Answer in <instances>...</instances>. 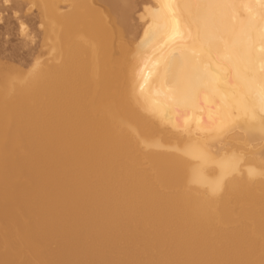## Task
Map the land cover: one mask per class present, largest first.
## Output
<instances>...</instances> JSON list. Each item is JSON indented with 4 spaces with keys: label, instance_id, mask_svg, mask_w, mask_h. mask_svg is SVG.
<instances>
[{
    "label": "bare ground",
    "instance_id": "1",
    "mask_svg": "<svg viewBox=\"0 0 264 264\" xmlns=\"http://www.w3.org/2000/svg\"><path fill=\"white\" fill-rule=\"evenodd\" d=\"M87 1L90 4H95V5H100V6L105 7L107 9V14L109 16L113 17V20L112 21H105V20H107V17H108V16H106L104 21H102L101 19H100V21H97V20L96 21H92V20L91 21H87V20L86 21H84V20L74 21V20H72L73 18L72 19L70 18L72 21H69L70 19L69 20H67V19L73 15L71 13L72 15L68 16V18L66 19L67 21L64 20L65 23H63V25L62 24L59 25V26L63 27V33L65 31L64 36L61 35V36H63L61 38L62 39L64 38V40L74 41V39L76 38L75 36H77L78 34L84 35V37H82V39H79L80 40L79 43H81V44L77 43V44H79V46L77 45V48L75 50L69 49V47H71V46H69L68 52L70 50H73L71 53V56H73V57H74V55L78 56V55H82L83 53H85L88 55V57H90V58L92 57V59H93L92 61H94L95 57L101 56L102 58L100 60H101V63L103 65V70L96 72L98 69L96 67L97 69L95 68L96 71L94 72V75L91 74L92 78L88 76V73L89 74L93 73L92 68L85 66L84 69L83 68L81 69V72H79V73L76 72V73H78V74H76L78 76H79V74L85 75L84 76L85 80L83 79L84 81L82 80V78L80 79L83 82V87L81 89L78 87L80 90L78 89V91H77V89L75 88V85L73 87V85L71 84V81H72V79H71V81L69 82L71 85H69V87L75 88L76 90H74V91H77V92H74L72 90H71V92H69L70 89H68L70 96L66 95L67 100L64 103H62L64 100L60 99V96L62 95V93H61V95H58V94H60V92L62 91V88L65 89L64 86L68 84L69 80L65 81L67 83L62 82L64 84V86L61 83L59 84V82H61V80L63 79V76L60 77L62 79H60V81H59V78L57 77V75H58V73H57L56 77H57V81H59V82H57L56 79H55V81L57 84L60 85L59 90L61 89V91H59V92H58V86L59 85L55 84L54 79H53V81L51 80L52 83L57 85V87L55 85H53L55 87V92H56V88H57V95L55 93V98H57L56 96H59V98H57L56 100H58V99H59V101L63 100L61 102L62 104L59 103L61 105L54 108L55 109V114H54L55 116L54 117L58 118V120H57L58 122H56L57 123L56 129L54 127L55 124L53 125V127L55 129V135H54L53 139H55L57 141V142L55 141V143L59 142L60 146L62 145L61 144V142H62L65 146L64 148H70V149L82 148L83 150L82 149L81 150L84 151L85 155H87L88 160H90L91 162L102 163L101 169H104V171L100 170V171H102V173L99 172V173H101L100 176H96V177H100L101 182H103L102 188L99 192L100 196H101L99 198V200L101 199V202H103V201L107 202V203H105V205H102V203H101L100 205H102V207L99 205L103 209V210L102 209L101 210L103 211L102 214H103V219L105 220V223L108 221L110 222L111 220L115 221L117 219H119L118 221H120L121 218H123V221H125L126 219L131 220L133 218H137V220L140 222V224L142 222L143 225H146V226L149 225L151 227L150 229H153L152 232L148 231V232H150V235H152V237L150 236L151 238H149V239L146 237V239H148V241H145V242L148 243V246L149 245L151 246V247L149 246L151 248V250L153 249V247H155V248H159L161 251V247L163 245H165V244L171 245L170 251H168L169 254H167V256H168L167 262L165 260L166 264H217V263L230 264L228 261L231 259L230 258L231 254L229 255L228 259H226L227 257H221V255L219 253L220 251L218 252V249L215 247V243H213L214 240H212L211 235H212V233L215 232L214 229H216L215 228L216 225H214L215 224L214 220H217V218L215 219V216L219 215L218 221L220 220V221H222V223L224 222V223L230 224V222H233V217H234L235 213H237L238 215H235V216H238L239 220L242 219V221L241 222L239 221L240 223H238V224L235 222L236 223V224L234 223L235 227L233 224V226L231 228H229V229L226 228L225 230L221 231V232H224V235L223 234L222 235L230 241L229 246H228V243L225 241V246L227 245L229 248H231V251L234 252V256H236L235 259H231V260H233L232 264H252L254 262H257L258 258L259 259H261L260 257L263 258L264 254H262V253H264L263 252L264 249L262 250V248L264 247V170H263L264 167H262V166H264V162H263V160L261 161L260 157L257 154L260 150H262L263 152L262 151L261 152L263 153V156H264V0H153V2H152L153 5H152V7L150 6L151 7L150 9L148 7V10H147L144 8L145 6L143 7V10L144 9H145V11L147 10L148 21L143 23L141 28L136 30L132 34L133 35L132 37L130 35L131 29H132L131 21H133V20H131V17H132V13L135 9L137 0H90V1L89 0H28L27 3H31L32 5L31 4L30 5L32 7L28 8L27 11H29V9H31V11H30V13H31L32 8H33V11H35L36 9L38 10V8L42 6L43 7L42 11L44 10L43 14L45 13L48 15V16L45 15L46 16L45 18H47V19L52 18V21L54 20L53 18H57L58 20L59 19L61 20L67 16V15L64 16L63 14H58V11L61 7H63V4L69 5L71 2V4L76 5V2L77 3L79 2L81 5H83V7L82 6L81 7L85 8L84 6H86L88 4ZM0 2H2V0H0ZM68 2H69V4H68ZM8 4H10V3H8ZM8 4L4 5V8L6 10H8ZM77 6L80 7V5H77ZM28 7H29V5H28ZM88 8H90V7H88ZM69 9H70V7H69ZM85 9H87V8H85ZM94 9H96V8H94ZM13 11H14V9H13ZM79 11H82V10H79ZM83 11H85V10L83 9ZM88 11H89V9H88ZM70 12H72V11H70ZM14 13H16V12L14 11ZM89 13H87V14H89ZM18 14H19V12H18ZM144 15H146V14H144ZM16 16H19V15H17V13H16ZM77 16H78V13H77ZM83 16L84 15L82 12V17L81 16H79V17L82 19ZM100 16H101V14H100ZM33 17H35V16H33ZM79 17H78V19L80 20ZM86 17H90V16H86ZM47 19H46V21H47ZM75 19H77V18H75ZM61 22H62V20H61ZM80 25H85L84 30H82V28L81 29L79 28ZM59 26H58V28H59ZM40 27H42V25ZM55 27H57V25ZM139 27H140V25H139ZM58 28H55V29H58ZM52 29H51V31H52ZM58 30H59V32L62 31V30L60 31V28ZM30 32H28V33H30ZM28 33L26 32L24 34L28 35ZM55 33L58 36V31L55 30ZM116 33L119 35H117ZM61 34H62V32H61ZM56 35H54V36H56ZM85 37L88 39V41H86ZM130 37L133 40L138 41L137 46L135 45L136 47H134V49H133L135 51V55H137V56H135L132 60H129L125 64H123L121 62L119 65L118 63H116L117 61L115 62L113 60L114 59L113 58L114 57L113 56L114 55V53H113L114 49L113 48L115 46V43L117 44V42H118L117 39L121 40L122 38L124 39V38H130ZM42 38H43V35H42ZM48 38H49V36H48ZM59 38H60V36H59ZM78 38H79V35H78ZM80 38H81V36H80ZM41 40L43 41V39H41ZM44 41H43V44H44ZM66 43L68 44V42H66ZM50 44H51V42H50ZM59 44L57 46H59ZM71 45H73V44L71 43ZM118 45L120 46V44H118ZM51 46H53V45L51 44ZM65 46L66 45L64 44V48L62 47V49L67 50V47H65ZM52 48H54V47H52ZM115 49L118 50V48H116V47H115ZM66 50L65 51L61 50V51L66 52ZM52 52H51V54H52ZM57 52H60V49H59V51L57 50ZM64 52H62V53L64 54ZM116 52H118V51H116ZM38 54H40V52ZM133 54L134 53H132L131 55H133ZM43 55H45V54H43ZM58 55H60V54L58 53ZM49 56H51V55H49ZM40 57H41V54H40ZM43 57H46V56H43ZM37 59H38V57H37ZM64 59L66 60V57ZM64 59L61 58V60H64ZM83 59H85V58H83ZM38 60H40V59H38ZM65 60H64V62H65ZM74 61H76V60L73 59V64H74ZM52 62H54V65L56 64L55 61H52ZM71 62H72V60H71ZM14 63H15V61H14ZM77 63H75V65ZM84 63L85 62H83L82 65ZM67 64H66V66L68 67L69 65H67ZM60 65L61 64H59V66ZM71 65L66 69L64 68V70H67L69 72L68 69H70V71H71L73 69V66H72V69L70 68ZM78 65H80V64H78ZM99 66H100V64H99ZM83 67H84V65H83ZM62 68H63V64H62ZM100 68L101 67H99V69ZM1 69L2 68H0V70ZM64 70H63V73H66L67 71L64 72ZM74 70H75V68H74ZM48 71H49V69H48ZM63 73H61V74H63ZM25 74H26V72H25ZM44 74H45V72H44ZM67 74L69 75V78H74L76 76V75L75 76L73 75L74 77H70L71 72H70V74L69 73H67ZM67 74H66V76H67ZM39 75H42V74H39ZM26 76H27V74H26ZM93 76L94 77L98 76V79L93 78ZM36 77H37V75H36ZM43 78L41 80H43ZM69 78L66 77L65 80H67ZM3 79H5V78L3 77ZM3 79H2V77H0V82L2 84V87L4 85L3 83L7 82V80H5L2 83L1 80H3ZM75 79H76V81L73 80V81H75V83H73V84L77 83V86H78L80 81L79 82L77 81L78 77ZM39 80H40V78H39ZM48 80H46V81H48ZM48 82H49V84H52L50 82V80ZM38 83H39L38 84L39 87H41L40 85H42V88L45 86L47 87V89L44 88L43 91H45V92L48 91L47 93H45V92L44 93L49 97L50 95H48V94H50L49 93L50 90L48 88L51 89L52 85L51 86L47 85L48 83L46 82L45 86H43L44 81L42 84L39 81H38ZM6 84H5V87H6ZM23 84H21L22 87H23ZM9 85H10V83H9ZM33 85L37 86V82H36V84H34V81H33ZM7 86H8V84H7ZM22 87H21V89H19L17 87L14 89V87H12L11 91L14 90L15 93L21 95V92L22 93L25 92V90L22 91V89H23ZM27 87H28L27 90H29L30 87L29 86H27ZM37 88L38 87H35V91ZM91 88L94 89L96 92V97H97L96 99L98 100L97 105H99V106L97 108L96 107L93 108L92 106H85L83 104L84 106H82V108L79 107L80 99H84V97L94 93V91L91 90ZM38 90L41 91L39 88H38ZM51 90H53V92H54V88ZM30 91H31V89H30ZM64 93H67V92L65 91ZM34 94H35V92H34ZM41 94L44 95L43 93H40V92H39V94L37 93V95H41ZM13 95H15V94H13ZM19 95H16V96H19ZM27 95H28V93H27ZM29 95H31V94H29ZM51 96H54V93H51ZM63 97H64V95H63ZM21 98H22V96H21ZM42 98H44V97H42ZM18 99H17V101L21 100V99H19V100ZM51 99L50 100L52 101V103H54V97H51ZM17 101H16V103H17ZM42 102H44V100ZM82 102L83 101H81V103ZM7 103H9V102H7ZM13 103L14 104H10V105H8L6 103H5L6 105L5 104L3 105V103H2V106L0 105V114H1L0 116H2L3 113L5 116V120H4V116L0 117L1 120L3 118V123L6 121V117L8 118L9 115L12 116L11 113L13 111L15 113L19 112V111L16 112L15 110L20 108V107L19 108H16V107L20 106L17 104L21 103V101L16 104L17 106H15V102H13ZM47 103H49V102H47ZM86 103L88 105L89 102H86ZM11 105H14L15 110L13 109V106L11 107ZM22 106H21V108H23L25 110L24 106H26V105H24L23 107ZM26 109H27V107H26ZM49 109L50 108H48V110ZM50 111H51V109H50ZM6 112H7V114L9 112V115H5ZM14 112H13V114H15ZM25 112L27 113L30 111H28V109H27V111H25ZM18 114L20 116L23 113L22 114L18 113ZM18 114H16V115H18ZM46 115H48V114H46ZM15 116L13 115L12 117L14 118ZM34 116L35 115L33 114V117ZM52 116H53V114H52ZM17 117H15V118H17ZM21 117H19V118H21ZM48 117L51 118L50 116H48ZM39 118H41V116ZM29 119L32 120L33 118L29 117ZM29 119H24V120H29ZM17 120H19V119L17 118ZM17 120H16V122H18ZM24 120L22 117V122ZM19 122H21V121H19ZM42 122H40V124ZM51 122H52V120H51ZM53 122H55V121H53ZM0 123H1V121H0ZM26 123L31 124V122H29V121L23 122V124H25V126H26ZM15 124L17 125V123H15ZM20 124L17 126L19 127ZM32 124H34V122H32ZM33 126L35 127V125H33ZM40 126H41L40 129L37 127V129H35V130L36 131L42 130V125H40ZM27 127L26 128L29 130V131H27V133L23 132V130L20 127L18 129L14 128L16 131L13 130L12 127H11V131L8 130V136L10 137L11 142H12L11 144H16V143L20 144V142H19L20 140L23 141L24 144H25V142L28 144V142L33 140V133L35 131L32 133L30 131V129L32 128L34 130V128L31 127V125H30L31 128L29 126H27ZM44 127L45 126L43 125V128ZM48 127H49V125H48ZM22 128H23V126H22ZM19 129H20V132H19ZM45 129H48V128H45ZM3 130L5 131V128H3ZM21 130H22V132H21ZM49 130H50V128H49ZM13 131H15V132H13ZM24 131H26V130H24ZM166 131H169V133H171L172 135L178 136V138H176V141L174 140L175 136H172V137L168 136V134H165ZM38 132H39V134L41 133L40 135L44 134L43 131L42 132L38 131ZM45 133H46V130H45ZM34 134H36V133H34ZM39 134H36V136L37 135L39 136ZM4 135H6V134H4ZM45 136H46V134H45ZM179 137L182 139H180ZM35 138H38V137H35ZM50 138H51V136L49 137V139ZM232 138H234L235 140L237 138L238 139L241 138L240 140L242 141V144H240V145L244 149H246V151H248V153L244 154L243 151L240 153H235V152H239L238 149L235 150V152L234 151L229 152L230 154H227L228 152H223L225 154L221 153V150H223V149L220 147V145H223L224 143H226V141L228 143V140L232 139ZM38 139L34 140L35 143H36V141H37V143L40 142L41 138L39 141H38ZM177 139L178 140L180 139V140L177 142ZM171 140H173L174 143L170 144ZM230 141H232V140H230ZM239 141H237V142L239 143ZM9 142H10V140H9ZM175 142H177L178 144H175ZM234 142L232 141V143H234ZM48 143H50V140L47 142V144ZM52 143H54V142H52ZM55 143L53 145H55ZM21 144H22V142H21ZM30 144H32V143H30ZM7 145H10V144H7ZM233 145L234 144H232V146ZM17 146L18 145L16 144V146H14V147L17 148ZM30 146L31 145H29V147ZM38 146H39V144H38ZM250 146H251V148H250ZM21 147H23V146L21 145ZM21 147H19V148H21ZM43 147H42V149L45 148V151L48 150V148H49V147H44V148ZM52 147L53 146H51V148ZM227 147L230 148L229 146H227ZM242 147H240V148H242ZM257 147H259V149ZM6 148H7V146L5 145L4 149H6ZM32 148L34 149V147H32ZM51 148H49V149H51ZM64 148H63V150H64ZM8 149H10V151H11V149H13V148L10 145V148H8ZM27 149H29V148H27ZM27 149H25V151ZM35 149H36V147H35ZM224 149H227V148H224ZM14 150H16V151H14L15 154H17L18 153L17 151H19L20 149L14 148ZM29 150H27V151L30 152ZM61 150L62 149L59 148V151H61ZM66 150H68V149H65V151ZM10 151H9V153H10ZM34 151H36V150H34ZM34 151L32 154H34ZM227 151H229V150H227ZM230 151H232L231 148H230ZM5 152H8V150H5ZM51 152H53V150ZM69 152H67L66 154H68ZM256 152H257V154H256ZM9 153H6V155ZM20 153H21V151L19 152V155H20ZM54 153H55V151L53 152V155H54ZM10 154H12V155L14 154L13 150H12V153H10ZM10 154H9V156H10ZM49 154L51 155V153H49ZM66 154H65V156H66ZM19 155H17V159L19 161L21 160L20 163H22L23 158L19 159L18 158ZM37 155H35L33 159H35V157ZM13 156H15V155H13ZM20 156L21 157L25 156L24 158H26V155H24V154H23V156H22V154ZM30 157L31 156L28 155V158H30ZM37 157H39V155ZM41 157L43 159V156H41ZM44 157H45V155H44ZM55 157H54V159L57 160L56 155H55ZM6 158L8 161V158H9L8 155L6 156ZM47 158H46L47 163L45 162V158H44V161L42 159L41 160L47 165L51 164L52 162L48 163L51 160L49 159V161H48ZM70 158H71V156H70ZM17 159L16 160L13 159L14 161L12 159H10V160L15 162V164H16V162H18ZM84 159H86V158H84ZM24 160H23V162H24ZM39 160H40V157H39ZM41 160H40V162H41ZM30 161H29V163H30ZM13 162H10V163H13ZM20 163H19V165H20ZM54 163H56V162L54 161ZM54 163H53V165H54ZM31 164H34V163H31ZM31 164H30V168H31ZM36 164L38 165L39 163H36ZM45 164H44V166H45ZM145 164H147V165H145ZM11 165H10V167L12 168L14 165L13 166H11ZM144 165L147 166L146 169H143V168H145V167H143ZM255 165H256V167H255ZM22 166H25V165H22ZM257 166H258V169H257ZM19 167L18 168L16 167V168L20 169V170H17L14 167L13 168L15 169V171H18V172L22 171L21 169L24 170L25 167H27V163H26V166L24 168H19ZM34 167H32V168H34ZM41 167H39V170L37 173H36V170L34 172H31L27 169L28 170L27 171L28 174H27L26 169H25L24 172H26L25 173L26 175L24 176L23 174H20L22 177H26V178H27V175H29L28 176V177H30L29 178L30 179L29 184L31 183V186L34 185L33 189L35 190V192L41 191V190H37V189L38 188L41 189L44 187V184H45L44 181L45 182L47 181L46 183H48L50 181L52 182V180H51L52 177H55V175H56V172L55 173L51 172V173H54L55 175L53 174L54 176L49 178L47 176L48 173L46 174V171L49 170V167H48V169L45 167L44 168L42 167L43 169L40 170ZM36 169H37V167H36ZM44 169H46V171H44ZM55 169L58 170L56 167H55ZM55 169H54V171H55ZM261 169L263 170V172ZM52 171H53V168H52ZM18 172H17V174H18ZM57 172H59V171H57ZM20 173H23V172H20ZM62 174H63V172H62ZM62 174H60V175H62ZM57 176L59 178L58 174H57ZM60 178H61V176H60ZM94 180H96V179H94ZM100 180H98V181H100ZM26 181H27V179H26ZM54 181H55V179H54ZM56 182L54 184H56ZM59 182H60V180H59ZM22 184H25V182L21 183L20 186L24 190H26V186L23 187ZM54 184H53V186H54ZM100 184H102V183H100ZM46 185L48 186V184H46ZM61 185H63V184H61ZM54 187H56V186H54ZM53 188H51L49 190V192H47L49 198H52L54 196L59 195L62 199H64V201H65V199H67V200L72 199L71 195L68 192H60V191H58V189H55V188L53 189ZM97 188H95L96 191H99V190H97ZM30 189H32V188L30 187ZM46 189L47 188H45V190ZM92 189H90V190L92 191ZM24 190H23V193H26L28 188H27L26 192ZM3 191H4V189H3ZM43 191H44V189H43ZM21 192H19V193H21ZM88 192H90V191H88ZM93 192H94V190H93ZM19 193H18V195H19ZM31 193H32V191L30 192V194ZM41 193H43V192L41 191L40 194ZM94 193H96V192H94ZM99 193L97 194V196L99 195ZM32 194H34V192ZM35 194H37L36 196L34 195L35 197H38L39 199L42 198V197L40 198V196H38L39 193H35ZM90 194H92V192ZM90 194L88 193V196ZM42 195L43 194H41V196ZM93 195H95V194H93ZM93 195H91V200L93 199L92 198ZM25 196H28V195L25 194ZM3 197H4V195H3ZM30 197L32 198V195H30ZM43 197H44V195H43ZM93 197H96V196H93ZM98 197L96 200V204H98L97 202H99ZM20 198H22V196H20ZM23 198H26V197L23 196ZM31 198H29V199H31ZM38 198H37V200H39ZM29 199H27L26 201H29ZM94 199H96V198H94ZM102 199H104V200L102 201ZM0 200H2V199L0 198ZM42 200H40V201H42ZM79 200H81V198ZM87 200H88V198H87ZM21 201H24V200H21ZM43 201H45V200H43ZM81 201H83V200H81ZM34 202H36V201H34ZM34 202H33V204H34ZM48 202H49V199H48ZM52 202H51V204H52ZM19 203H20V201H19ZM81 203H83V202H81ZM26 204H28V202ZM29 204H30V202H29ZM40 204H42V205L39 206V204L37 205V203H35V205L38 209L36 208V210H35V208H34V211H37V212L40 211L43 214H49V215L52 214L53 211H54V213H56V210H54L55 206L50 207L48 204H46V203L44 204V202L43 203L41 202ZM88 204L90 205V203H88ZM93 204H94L93 207H95L96 204L95 203H93ZM2 205H3V203H2ZM22 205L20 204L19 207H23L21 209L24 213L23 209H25L24 206L26 207V205H24V206H22ZM91 205H92V202H91ZM0 206H1V204H0ZM27 206L28 207H26V208H30L29 207L30 205H27ZM79 206H80V204L78 205V207ZM81 206H82V204H81ZM85 206H86V204H85ZM85 206L83 205L82 207L85 208ZM96 206L98 208V205H96ZM32 207L30 209H28V211L30 210V212H31V213L29 212L30 214H32V211H31ZM75 207H77V206H75ZM84 208H83V210H84ZM72 209H71V211H73ZM80 209H82V208H80ZM87 209H88V207H87ZM59 211H61V210H59ZM78 211H81V210H78ZM85 211H83V212H85ZM93 211L95 213L94 209H93ZM97 211H99V210L97 209ZM118 211H120V213H117ZM90 212L88 210V213H90ZM42 213H41V216H42ZM26 214H24V217ZM35 214L33 213V215H31V216H34ZM98 214H100V213L98 212ZM37 215H39V216H37ZM37 215L36 216L40 217V219L42 220V217L40 216V214L38 213ZM53 215H55V214H53ZM96 215H97V213H95V216ZM46 216H48V215H46ZM64 216H65V214L63 215V217ZM75 216H78V215L75 214ZM80 216H81V213H80ZM56 217L58 218V216H56ZM60 217L61 216H59V218ZM19 218H18V220H21V217H19ZM31 218L29 216V219H31ZM33 218L36 219L35 217H33ZM77 218L75 219L76 224H77L75 226V228L77 226H79V227L83 226V227H81V230L84 228L86 231L87 225H86V227H84V226H85L86 221H90L89 217H88V220L86 218L83 220L82 218H84V217H82V218L77 217ZM138 218H140L141 220H139ZM37 220H38V218H37ZM93 220H95V219L92 218V224L88 223V222H87V224H91V226H93V223L95 224V222H97V223L99 222V221L94 222ZM127 220H126V222H127ZM236 220H238V219H236ZM16 221H17V219H16ZM75 221H73L74 225H75ZM234 221H235V219H234ZM29 222H30V220H29ZM29 222H27L26 224H28ZM61 222L63 223V221H61ZM139 222H137V223H139ZM30 223H29V225H30ZM32 223H33V220H32ZM99 223H101V222H99ZM130 223L131 222L129 221V224ZM132 223H134V225H135V222L132 221ZM132 223L130 224V226H132ZM222 223L220 222V224L219 223H217V224L222 225ZM37 224H40V223H37ZM56 224H58V223H56ZM65 224H66V222H65ZM32 225H30V226H32ZM42 225H43V223H42ZM44 225H46V224H44ZM63 225H64V223H63ZM99 225H97L96 228H98ZM108 225L110 226L111 223ZM24 226H25V224H24ZM34 226L38 227V225H34ZM43 226H41L42 229H43ZM50 226H52V225H50ZM55 226H57V225H55ZM109 226H108V228H109ZM118 226H122V225H120V223L119 224L117 223V225H115V227L117 228ZM26 227H28V225H26ZM64 227L65 226H63L62 229ZM69 227L70 226H68V228ZM79 227H77V228L79 229ZM89 227H90V225H89ZM93 227L95 228V226H93ZM93 227H91L90 229L92 231L93 230L95 231V229H92ZM103 227H104V224H103ZM113 227L114 226H113V222H112V229H113ZM139 227L141 228L142 225ZM218 227H220V226H218ZM28 228H30L29 230H31V227H28ZM45 228H47V225L45 226ZM56 228H58V226ZM75 228L73 230L71 228V231H68V233H66V235L70 238L73 237V240H74V238H76L78 240V242H80V238L83 239L82 235L84 233H80L81 231L80 232L77 231L78 233L75 232V230H76ZM116 228H115V230H116ZM123 228L120 227V230H124ZM33 229L35 230L36 228H33ZM38 229H40V228H38ZM66 229H64V230L67 232ZM148 229H149V227H148ZM24 230H26V229H24ZM53 230H55V229H53ZM64 230H63V233L65 232ZM91 230H90V232H91ZM117 230H119V229H117ZM45 231L46 230H44V234H45ZM51 231H52V229H51ZM59 231H61L60 234H63L61 228ZM96 231H98V230L96 229ZM99 231H100V229H99ZM128 231L126 233H128V236H129L130 232H128ZM87 232L90 233L88 231V229L85 233L86 236L88 235ZM134 232H135V230H134ZM144 232H146V231L144 230ZM148 232L146 234H148ZM36 233H37V231H36ZM103 233H105V232H103ZM140 233H141V231H139V233H137V234H140ZM24 234H25V232H24ZM28 234H29V232H28ZM44 234L42 235V237L45 236ZM51 234H52V232H51ZM96 234H97V232L95 233V235ZM113 234H114V232H113ZM115 234H118V233H115ZM142 234H143V232H142ZM57 235H55L56 237L55 236L54 237L57 238L59 236V235L58 236ZM99 235L100 234L98 232L97 236H99ZM118 235L116 236V238H114L115 236L112 235V236H114L113 237L114 241L115 240L117 241V239H118L117 237H119ZM22 236L25 239L24 235H22ZM22 236L20 234V238H19L20 240L22 239L21 238ZM50 236H47V237L51 238ZM86 236H85V238H86ZM144 236L145 235L140 236V237L143 238ZM47 237L46 238L44 237V239H47ZM68 237H67V239H68ZM100 237L101 236L97 237L96 240L102 241L101 240L102 238H100ZM132 237H134V236H132ZM222 237H220V238L223 241H220V239H219L218 242H224V239ZM27 238H29V237H27ZM27 238L25 240H27ZM31 238H33V237H31ZM58 238L60 241L63 239L61 237H58ZM141 238H140V240L138 238H136L135 241L139 240L141 242ZM82 239H81V241H82ZM89 239H91L90 236H89L88 240ZM92 239H95V236L92 237ZM132 239L134 240V238H132ZM41 240H40V242H41ZM51 240L53 243H55L58 239L53 240V237H52ZM133 240H131V242ZM35 241H36V239H35ZM105 241H106V239H105ZM139 241L137 242V244L139 243ZM21 242H22V240H21ZM47 242H45V243L47 244ZM49 242H50V240H49ZM70 242H71V240H70ZM73 242H75V241H73ZM78 242L77 243L75 242V243L79 244ZM104 242H101V243H104ZM107 242H108V240H107ZM145 242H143V243H145ZM42 243H43V240H42ZM50 243H48V244L50 245ZM53 243H51V244H53ZM62 243L63 242L61 241V244ZM82 243H83V241L81 242V244ZM110 243H111V238H110ZM110 243L108 244V247L110 246ZM28 244H29V242H28ZM72 244H74V243H72ZM76 244H75V246H76ZM91 244H92V242H91ZM100 244H98V245H100ZM134 244H136V242ZM42 245H44V244H42ZM63 245H65V243ZM70 245H71V243H70ZM79 245H78V247H79ZM85 245H86V242H85L84 246ZM94 245L98 246L97 244H94ZM103 245H105V244H103ZM230 245H231V247H230ZM69 246L68 247L64 246V247L65 248L67 247V249H68ZM84 246H82V248ZM87 246H89V243H88V245H86V248H87ZM96 246H94V248H96ZM136 246H134V247H136ZM138 246L136 248H137L138 252H140L139 249L142 246H144V244H140V248ZM71 247H73V246H71ZM100 247H102V248H99V250L103 249L104 247H107V243L104 247L103 246H100ZM115 247H116V245H115ZM149 247L148 248L146 247V248L149 250L150 249ZM228 247H226V249ZM246 247H248L249 249H247V252H243L245 250L244 248H246ZM61 248H62V245H61ZM75 248L77 249V246ZM92 248H93V245H92ZM229 248H228V251H229ZM39 249H40V247H39ZM44 249H45V247H44ZM63 249H61V250L63 251ZM80 249H77V250H80ZM107 249L109 250V248H107ZM250 249H251L252 253H248V250H250ZM41 250H42V248H41ZM45 250H47V249H45ZM61 250L59 249V252ZM72 250H74V249H72ZM90 250H92V249H89V251ZM97 250H98V248H97ZM111 250L112 249H110V251ZM241 250H242V252H241ZM66 251L67 250L65 249V252ZM94 251H96V250L94 249ZM131 251L132 250L130 247V253H131ZM224 251H225V248H224ZM77 252L81 253V251H77ZM84 252H85V250H84ZM84 252H82V253H84ZM152 252H154V251H152ZM161 252H163V247H162ZM226 252H227V250H226ZM48 253L50 254V251H48ZM61 253L63 255L64 251ZM78 253H73V257L71 255V258H74V256H77ZM94 253H96V252H94ZM134 253H136V252H134ZM143 253H142V255H143ZM228 253H232V252L229 251ZM23 254H25V253H23ZM42 254H44V253H42ZM49 254H45V256H49ZM66 254H68V251H67V253H65V255ZM62 255H60V256H62ZM91 255H92V253L89 254V256H91ZM129 255H131V254H129ZM132 256H134V255H132ZM150 256L152 257V255H150ZM65 257L63 255V259ZM93 257H94V255H93ZM103 257H104V255H103ZM40 258H42V257H40ZM67 258H69V256ZM71 258H70V261H68V263L70 262L69 264H72ZM75 258H77V259H75L74 262H76V260L78 262L79 261L78 256ZM82 258L83 257H81L80 260H82ZM105 258H107V256ZM133 258L134 257H132V259ZM144 258H146V257H144ZM144 258L142 257V260ZM153 258H154V256H153ZM156 258L154 260L157 261ZM7 259H8V257H7ZM63 259H62V261H64ZM140 259L141 258L139 257L138 260H140ZM60 260H61V258H60ZM65 260L67 261L68 259L65 258ZM107 260H108V258H107ZM231 260H230V262H231ZM42 261H43V259H42ZM66 261H64V262L67 263ZM114 261H116V260H114ZM141 261L139 264H141ZM149 261H151V260L149 259ZM72 262H73V259H72ZM74 262H73V264H74ZM147 262H145V263L147 264ZM260 262L261 263H258V264H264V258ZM165 263H163V264H165ZM43 264H45V263H43ZM155 264H156V262H155Z\"/></svg>",
    "mask_w": 264,
    "mask_h": 264
},
{
    "label": "rangeland",
    "instance_id": "2",
    "mask_svg": "<svg viewBox=\"0 0 264 264\" xmlns=\"http://www.w3.org/2000/svg\"><path fill=\"white\" fill-rule=\"evenodd\" d=\"M8 1V2H7ZM10 1V2H9ZM26 1V2H25ZM90 1V0H89ZM12 2V3H11ZM28 2V0H2V2H0V68H2L1 70H0V77H2V79H3V77L5 78V79H3V80H1L2 81V83L5 81V80H7V84H8V86H7V84L4 82L3 84V87H2V84H1V82H0V105L2 106V103H3V105L6 103V104H8V105H10V104H14L13 102H15V106H17V105H20V106H18V107H16V108H19V109H17V110H15V107H14V105H11V107L13 106V109L16 111V112H18V113H23L22 115H20L19 116V114L18 113H15L14 111V113L15 114H13V112L11 113V115L13 116H15L16 114H18V115H16L15 117H17L19 120H17V118H13L12 116H10L9 115V112H8V114H7V112H6V114L5 115H9V117L7 118L6 117V123L4 122L3 123V118H2V120H1V118H0V121H1V123H0V198L2 199V200H0L2 203H3V205H2V203L0 202V204H1V208H0V258L2 259H0V264H43V263H45V264H64L65 262L64 261H66L65 260V258L66 259H68L66 262L68 263V261H70V258H71V255H72V257H73V253H78L77 251H81V253L79 252L78 253V262H77V260H76V262H74V260L75 259H77V258H75V257H77V256H74V258H71V263L73 264V262H74V264L76 263V264H105L106 262V264H139L140 263V261L142 260V257L144 258V257H146V258H144L142 261H141V264L143 263V264H146L145 262H151L150 264H155V262H156V264H163V263H165V260H166V262H167V260H168V256H167V254H169V252L168 251H170V247H171V245H167V244H165V245H163L162 247H163V252H161L162 251V247H161V251H160V249L159 248H155V247H153V249L151 250V246L149 247L148 246V243L147 242H145V241H148V239L149 238H151L152 237V235H150V232H148V231H151L152 232V230L153 229H150L151 227L149 226V225H143L142 224V222H141V224H140V222L137 220V218H133V219H131V220H127V222H126V220L125 221H123V218H121V222L120 221H118L119 219H117V220H111L109 223L108 222H106L105 223V220L103 219V214H102V205H105V203H107V202H105V201H103L104 199H102V201L104 202H101V199L99 200V198L101 197L100 196V190H101V188H102V185H103V182H101V180H100V177H96V176H100V174L102 173V171H100V170H103L104 171V169H101L102 168V166H101V164L102 163H98V162H91L90 160H88L87 159V155H85V153H84V151H82L83 149L82 148H80V149H74V148H72V149H70V148H64L65 146H64V144L61 142V146H60V143L58 142V143H55V139H53L54 138V135H55V129H56V127H57V123L56 122H58L57 120H58V118L56 117H54L55 115V107H58L59 105H61L62 103H64L66 100H67V96L66 95H69L70 96V93L69 92H71V90L72 91H74V90H76L77 89V91H78V89L80 88H82L83 87V82L80 80L81 78H82V80L84 79L85 80V78H84V76L85 75H80L79 74V76L78 75H76V74H78L79 72H81V69L83 68H85V66L86 67H89V68H92V70H93V73H88V76L89 77H91L92 78V75L91 74H93L94 75V72L96 71L95 70V68L97 69V71L96 72H98V71H100V70H103V65H102V63H101V56L99 57V56H97V57H95V59H94V61H92L93 59H92V57L90 58V57H88V55L87 54H85V53H83L82 55H74V57L73 56H71V53H72V51L73 50H70L69 52H68V50L69 49H76L77 48V45L79 46V44H81V43H79V39H82V37H84V35H81V34H78L79 35V38H78V35L77 36H75L76 38L74 39V41H70V40H64V38L62 39L61 37H63L64 36V34H65V31H64V33H63V27L62 26H59V25H63V23H65L64 22V20L65 21H67V20H69L70 18L72 19V20H74V21H82V20H84V21H100V19L102 20V21H104L105 20V17L106 16H108L107 17V20H105V21H112L113 20V17H111V16H109L108 14H107V9L105 8V7H103V6H100V5H95V4H90L88 1H87V5L86 6H84L85 8H87V9H85V8H82L83 7V5H81L79 2L77 3L76 2V5L75 4H71V2H70V4H69V2H68V4L69 5H67V4H63V7H61L60 9H59V11H58V14H63L64 16H66L65 18H63V19H61L62 20V22H61V20L59 19H57V18H53L54 20L52 21V18H50V19H47V18H45L46 16H48L47 14H43V11H42V9H43V7L41 6V7H37L38 8V10L36 9L35 11H33V8H32V12L30 13V11H31V9H29V11H27V9L28 8H30V7H32L31 5V3H27ZM153 0H137V2H136V6H135V9H134V11H133V13H132V17H131V20H133V21H131V25H132V29H131V32H130V35H131V37L133 36L132 34L136 31V30H138V29H140L141 28V26H142V24L143 23H145L146 21H148V15H147V10H148V7H149V9L152 7V5H153ZM8 3H10V4H8ZM67 3V2H66ZM7 5L8 4V10H6L5 8H4V5ZM31 4V5H30ZM146 4V5H145ZM150 4V5H149ZM28 5H29V7H28ZM77 5H80V7L79 6H77ZM94 5V6H93ZM76 6V7H75ZM145 6V7H144ZM147 6V7H146ZM151 6V7H150ZM69 7H70V9H69ZM88 7H90V8H88ZM92 7V8H91ZM143 7L145 8V9H147L146 11H145V9L143 10ZM73 8V9H72ZM76 8V9H75ZM94 8H96V9H94ZM137 8V9H136ZM13 9H14V11L17 13V15H19V16H16V13H14V11H13ZM40 9V10H39ZM67 9V10H66ZM69 9V10H68ZM83 9L85 10V11H83ZM88 9H89V11H88ZM17 10V11H16ZM26 10V11H25ZM74 10V11H73ZM79 10H82V11H79ZM38 11V12H37ZM62 11V12H61ZM67 13H66V12ZM70 11H72V12H70ZM99 11V12H98ZM18 12H19V14H18ZM70 12V13H69ZM78 13V16H77V13ZM81 12V13H80ZM82 12H83V18L81 19L79 16H81L82 17ZM85 12V13H84ZM89 13V14H87V13ZM36 15H35V14ZM39 13V14H38ZM69 13V14H68ZM73 15H72V14ZM104 15H103V14ZM143 13V14H142ZM15 14V15H14ZM26 14V15H25ZM100 14H101V16H100ZM144 14H146V15H144ZM46 15V16H45ZM70 15H72L71 17H69L68 18V16H70ZM75 15V16H74ZM14 16V17H13ZM33 16H35V17H33ZM44 16V17H43ZM77 16V17H76ZM86 16H90V17H86ZM25 17V18H24ZM39 17V18H38ZM78 17L80 18V20L78 19ZM103 17V18H102ZM24 18V19H23ZM43 18V19H42ZM49 18V17H48ZM68 18V19H67ZM75 18H77V19H75ZM85 18V19H84ZM88 18V19H87ZM21 19V20H20ZM41 19V20H40ZM45 19V20H44ZM46 19H47V21H46ZM57 19V20H56ZM67 19V20H66ZM69 20V21H72V20ZM99 19V20H98ZM109 19V20H108ZM23 20V21H22ZM43 20V21H42ZM32 21V22H31ZM60 21V22H59ZM48 22V23H47ZM57 23V24H56ZM25 24V25H24ZM40 24V25H39ZM54 24V25H53ZM140 25V27H139V25ZM27 25V26H26ZM42 25V27H40ZM54 27H53V26ZM57 25V27H55ZM52 26V27H51ZM58 26H59V28H60V31L62 32V34H61V32H59V28H58ZM84 26V27H83ZM29 27V28H28ZM35 27V28H34ZM39 27V28H38ZM45 27V28H44ZM49 27V28H48ZM53 28V29H52ZM55 28H58V29H55ZM80 29L82 28V30H84V28H85V25H80V27H79ZM45 31H44V30ZM51 29H52V31H51ZM56 31H58V36L56 35V33H55V30ZM31 31V32H30ZM28 33V32H30V33H28V35H26V34H24V33ZM53 32V33H52ZM81 32V31H80ZM49 33V34H48ZM60 34V35H59ZM117 34V33H116ZM42 35H43V38H42ZM52 37H51V36ZM54 35H56V36H54ZM61 35H63V36H61ZM117 35H119V34H117ZM48 36H49V38H48ZM59 36H60V38H59ZM80 36H81V38H80ZM86 36V35H85ZM28 37V38H27ZM37 37V38H36ZM56 37V38H55ZM87 37V36H86ZM85 37V39H86V41H88V39ZM120 38L121 40H118L117 39V44L115 43V46H114V61L116 62V63H118L119 65H120V63L122 62L123 64H125L126 62H128L129 60H132L135 56H137V55H135V51L133 50L134 49V47H136L137 46V44H138V41H135V40H133L132 38ZM59 38V39H58ZM41 39H43V41H44V44H43V41L41 40ZM90 40V39H89ZM131 40V41H130ZM35 41V42H34ZM51 42V44L53 45V46H51V44H50V42ZM65 41V42H64ZM77 41V42H76ZM20 42V43H19ZM46 42V43H45ZM49 42V43H48ZM61 44H59V43ZM66 42H68V44L66 43ZM73 44V45H71V43ZM123 42V43H122ZM135 42V43H134ZM137 42V43H136ZM32 43V44H31ZM77 43H79V44H77ZM21 44V45H20ZM59 44V46H57ZM64 44L66 45L65 47H67V50L66 49H62V47L64 48ZM70 44V45H69ZM118 44H120V46L118 45ZM126 44V45H125ZM32 45V46H31ZM44 45V46H43ZM56 45V46H55ZM68 45V46H67ZM136 45V46H135ZM49 46V47H48ZM69 46H71V47H69ZM122 46V47H121ZM127 46V47H126ZM52 47H54V48H51ZM57 47V48H56ZM59 47V48H58ZM68 47H69V49H68ZM75 47V48H74ZM115 47L116 48H118V50L117 49H115ZM47 50H46V49ZM41 49V50H40ZM59 49H60V52H57V50L59 51ZM61 50H66V52H64V51H61ZM122 50V51H121ZM23 51V52H22ZM52 52V54H51V52ZM116 51H118V52H116ZM33 52V53H32ZM40 52V54H41V57H40V54H38ZM62 52H64V54L62 53ZM49 53V54H48ZM54 53V54H53ZM58 53L60 54V55H58ZM120 55H119V54ZM132 53H134L133 55H131ZM37 54V55H36ZM43 54H45V55H43ZM47 54V55H46ZM49 55H51V56H49ZM53 55V56H52ZM64 55V56H63ZM69 55V56H68ZM38 57V59H40V60H38L37 59V57ZM43 56H46V57H43ZM68 56V57H67ZM80 56V57H79ZM85 56V57H84ZM43 57V58H42ZM59 59H58V58ZM66 57V60L64 59ZM77 57V58H76ZM118 57V58H117ZM52 58V59H51ZM61 58H63L64 60H65V62H64V60H61ZM83 58H85V59H83ZM94 58V57H93ZM121 58V59H120ZM131 58V59H130ZM73 59L74 60H76V61H74V64H73ZM71 60H72V62H71ZM78 60V61H77ZM86 60V61H85ZM14 61H15V63H14ZM52 61H55L56 62V64L54 65V62H52ZM58 61V62H57ZM90 61V62H89ZM119 61V62H118ZM61 62V63H60ZM78 62V63H77ZM81 62V63H80ZM83 62H85L83 65H84V67H83V65H82V63ZM18 63V64H17ZM46 63V64H45ZM68 63V64H67ZM75 63H77L76 65H75ZM90 63V64H89ZM59 64H61L60 66H59ZM62 64H63V68H62ZM66 64L67 65H71V69H72V66H73V71L71 70L70 71V69H68L69 70V72L67 71V70H64V68L66 69V68H68L67 66H66ZM78 64H80V65H78ZM87 64V65H86ZM99 64H100V66H99ZM22 65V66H21ZM52 65V66H51ZM66 67H65V66ZM75 65V66H74ZM96 65V66H95ZM118 65V66H119ZM2 66V67H1ZM56 66V67H55ZM80 66V67H79ZM82 66V67H81ZM60 69H59V68ZM79 67V68H78ZM99 67H101L100 69H99ZM29 70H28V69ZM55 68V69H54ZM74 68H75V70H74ZM94 68V69H93ZM12 69V70H11ZM33 69V70H32ZM48 69H49V71H48ZM78 69V70H77ZM63 70H64V72H66V73H63ZM28 71V72H27ZM45 72V74H44V72ZM15 72V73H14ZM25 72H26V74H27V76H26V74H25ZM37 72V73H36ZM70 72H71V74H70ZM76 72H78V73H76ZM56 73V74H55ZM57 73H58V75H57ZM61 73H63V74H61ZM67 73H69L70 74V77H74L75 75L78 77V79H77V81L79 82V85L77 86V83L76 84H73V83H75V81H76V79L75 78H77L76 76L74 77V78H69V75L67 74ZM75 73V74H74ZM2 74V75H1ZM19 74V75H18ZM29 74V75H28ZM39 74H42V75H39ZM50 74V75H49ZM66 74H67V76H66ZM96 74V73H95ZM17 75V76H16ZM25 77H24V76ZM31 75V76H30ZM36 75H37V77H36ZM56 75H57V77L59 78V81H60V79H62V78H60V77H62L63 76V79L61 80V82H59V81H57V77H56ZM61 75V76H60ZM74 75V76H73ZM11 76V77H10ZM34 76V77H33ZM45 76V77H44ZM51 76V77H50ZM44 77V78H43ZM56 77V78H55ZM69 78V79H67V80H65V78ZM80 77V78H79ZM87 77V76H86ZM8 78V79H7ZM39 78H40V80H39ZM43 78V80H41ZM88 78V77H87ZM93 78H97L98 79V76H96V77H94L93 76ZM33 79V80H32ZM50 80V82L52 83V81H53V79H54V81H55V79H56V81L57 82H59V84L61 83L63 86H64V84L63 83H67V82H65V81H68V84L67 85H65L64 86V88L65 89H63L62 88V91H61V89L59 90V87H60V85L59 84H57L56 83V81H55V84H57V85H59L58 86V92L59 91H61L60 92V94H58V95H61V93H62V95L60 96V99H63V100H60L59 101V99L58 100H56L57 98H59V96H56L57 98H55V93H56V95H57V88H56V92H55V87L53 86V85H55L54 83H52V84H49V80L48 81H46V80ZM71 79H72V81H71ZM26 80V81H25ZM52 80V81H51ZM64 80V81H63ZM73 80H75V81H73ZM83 80V81H84ZM33 81H34V84H36V82H37V86L36 85H33ZM38 81L42 84L43 83V81H44V84H43V86H45V84H46V82L48 83L47 85H52L51 87V89H53L54 88V92H53V90H51L50 88H48L49 90H50V94H48V95H50L51 96V93H54V96H51V97H54V103H52V99H51V97L49 96H47L45 93H47L48 91H43L44 90V88H46L47 89V87L45 86V87H43L42 88V85H40L41 87H39V83H38ZM42 81V82H41ZM71 81V84L73 85V87H74V85H75V88H71V87H69V85H71L69 82ZM12 82V83H11ZM63 82V83H62ZM9 83H10V85H9ZM24 83V84H23ZM5 84H6V87H5ZM20 84V85H19ZM21 84H23V87H22V85ZM26 84V85H25ZM82 84V85H81ZM57 85H55L56 87H57ZM27 86H29L30 87V89H31V91H30V89L29 90H27ZM33 86V87H32ZM62 86V87H63ZM68 86V87H67ZM10 87V88H9ZM12 87H14V89L17 87V88H19V89H21V87L23 88L22 89V91H24L25 90V92H21V95H19V94H17V93H15V91L13 90V91H11V89H12ZM32 87V88H31ZM35 87H38L41 91H39L38 90V88L36 89V91H35ZM79 87V88H78ZM34 88V89H33ZM67 88V89H66ZM45 89V90H46ZM68 89H70V91L68 90ZM79 89V90H80ZM9 90V91H8ZM64 90V91H63ZM91 90H93L94 91V93H92V94H90V95H88V96H86V97H84V99H80V105H79V107H81L82 108V106H92L93 108L94 107H98L99 105H97V102H98V100L96 99L97 97H96V92H95V90L94 89H92L91 88ZM29 91V92H28ZM38 91V92H37ZM52 91V92H51ZM67 92V93H64V92ZM69 91V92H68ZM77 91H74V92H77ZM3 92V93H2ZM6 92V93H5ZM14 92V93H13ZM31 92V93H30ZM34 92H35V94H34ZM39 92L40 93H43L44 95H37V93L39 94ZM45 92V93H44ZM73 92V93H74ZM15 94V95H13V94ZM27 93H28V95L29 94H31V95H27ZM64 93V94H63ZM16 95H19V96H16ZM63 95H64V97H63ZM21 96H22V98H21ZM25 96V97H24ZM34 96V97H33ZM39 96V97H38ZM41 96V97H40ZM16 97V98H15ZM38 97V98H37ZM42 97H44V98H42ZM95 97V98H94ZM2 98V99H1ZM21 99L20 101H21V103H19L20 101H17V99ZM27 98V99H26ZM30 98V99H29ZM35 98V99H34ZM18 99V100H19ZM38 99V100H37ZM49 99V100H48ZM52 101H51V100ZM70 99V98H69ZM68 99V100H69ZM2 100V101H1ZM29 100V101H28ZM40 100V101H39ZM44 100V102H42ZM48 100V101H47ZM86 100V101H85ZM94 102H93V101ZM5 101V102H4ZM16 101H17V103H19V104H17L16 103ZM63 101V102H62ZM81 101H83L82 103H81ZM7 102H11L10 104L9 103H7ZM32 102V103H31ZM38 102V103H37ZM47 102H49V103H47ZM58 102V103H57ZM62 102V103H61ZM86 102H89L88 103V105H87V103ZM23 103V104H22ZM25 103V104H24ZM31 103V104H30ZM57 103V104H56ZM59 103H61V104H59ZM5 104V105H6ZM17 104V105H16ZM36 106H35V105ZM50 104V105H49ZM84 104V105H83ZM90 104V105H89ZM95 104V105H94ZM24 106V105H26V106H24L25 107V110L23 109V108H21V106ZM57 105V106H56ZM97 105V106H96ZM22 106V107H23ZM35 106V107H34ZM38 106V107H37ZM50 108L51 109V111H50V109L48 110V108ZM4 107V106H3ZM6 107V106H5ZM26 107H27V109H28V111H30V112H25V111H27V109H26ZM45 107V108H44ZM34 108V109H33ZM47 108V109H46ZM41 110V111H40ZM36 111V112H35ZM108 111V110H107ZM25 112V113H24ZM48 112V113H47ZM31 113V114H30ZM38 113V114H37ZM33 114L36 116H34L33 117ZM37 114V115H36ZM46 114H48V115H46ZM52 114H53V116H52ZM1 115V114H0ZM4 116V113H3V115L2 116H0V117H3ZM23 117V120L24 119H29V117L30 118H33L32 120L31 119H29V120H24V121H29V122H31V124L30 123H26V126H25V124H23V122H22V117ZM41 116V118H39ZM44 116V117H43ZM46 116V117H45ZM48 116H50L51 118H49ZM19 117H21V118H19ZM39 119H38V118ZM44 118V119H43ZM53 118V119H52ZM35 119V120H34ZM41 119V120H40ZM48 119V120H47ZM52 120V122H51V120ZM4 120H5V116H4ZM14 120V121H13ZM16 120L18 121V122H16ZM39 120V121H38ZM19 121H21V122H19ZM38 121V122H37ZM43 121V122H42ZM48 121V122H47ZM53 121H55V122H53ZM32 122H34V124H32ZM40 122H42L41 124H40ZM15 123H17V125H19L20 123V128L23 130V132H25V133H27V131H29L28 129V127L27 126H29L30 127V125H31V127H33L34 128V130L31 128L30 129V131L33 133L34 131V133H36V134H39V132L38 131H40V132H42L43 131V135H40L39 134V136L37 135L36 136V134H34L33 133V140H31L30 142H28V144L25 142V144L27 145H25L24 144V142L23 141H19L20 142V144L19 143H16L19 147H21V145L24 147H21V148H19L18 146H17V148L18 149H20L19 151H17L18 153L17 154H15V152L14 151H16V150H14V148L15 149H17L16 147H14V146H16V144H11L12 142H11V139H10V137L8 136V130L9 131H11V127H12V129L13 130H15L14 128H16V129H18L19 127L15 124ZM39 123V124H38ZM48 123V124H47ZM50 123V124H49ZM52 123V124H51ZM2 124V125H1ZM14 126H13V125ZM23 124V125H22ZM29 124V125H28ZM46 124V125H45ZM55 124V129H54V127H53V125ZM33 125H35V127L33 126ZM40 125H42V130H35V129H37V127L40 129L41 128V126ZM43 125L45 126L44 128H43ZM48 125H49V127H48ZM18 128H17V127ZM22 126H23V128H22ZM47 126V127H46ZM28 129H27V128ZM3 128H5V131L3 130ZM25 128V129H24ZM45 128H48V129H45ZM49 128H50V130H49ZM52 128V129H51ZM44 129V130H43ZM54 129V130H53ZM22 130H21V132H22ZM24 130H26V131H24ZM33 130V131H32ZM45 130H46V133H45ZM48 130V131H47ZM16 131V130H15ZM15 131H13V132H15ZM18 131V130H17ZM7 132V133H6ZM19 132H20V129H19ZM38 132V133H37ZM49 132V133H48ZM52 132V133H51ZM4 134H6V135H4ZM21 134V133H20ZM45 134H46V136H45ZM165 134H168V136H175V135H172L171 133H169V131H166V133ZM170 134V135H169ZM35 135V136H34ZM53 135V136H52ZM41 136V137H40ZM51 136V138L49 139V137ZM6 137V138H5ZM35 137H38V138H35ZM40 138H41V140H40ZM174 138V137H173ZM176 138H178V136H175V141H176ZM180 138V137H179ZM2 139V140H1ZM35 139H38V141L40 140V142H38L37 143V141H36V143H35ZM180 139H182V138H180ZM179 139V140H180ZM241 138H237L236 140L234 139V138H232V139H229L228 140V143H227V141H226V143H224L223 145H220V147L223 149V150H221V153H223V152H228L227 154H230L229 152H235V150H239V152H235V153H240V152H244V154L245 153H248V151H246V149H244L240 144H242V141L240 140ZM9 140H10V142H9ZM44 140V141H43ZM50 140V143H48L47 144V142ZM178 139H177V142L179 141ZM230 140H232L234 143H232V141H230ZM240 140V141H239ZM173 140H171L170 141V144L171 143H174V141L172 142ZM237 141H239V143L237 142ZM21 142H22V144H21ZM52 142H54L55 143V145H53L54 143H52ZM57 142V141H56ZM177 142H175V144H178ZM241 142V143H240ZM30 143H32V144H30ZM35 143V144H34ZM7 144H10L11 146H12V148L13 149H11V151H10V149H8V148H10V145H7ZM34 144V145H33ZM38 144H39V146H38ZM47 144V145H46ZM52 144V145H51ZM57 144V145H56ZM230 144V145H229ZM232 144H234L233 146H232ZM238 144V145H237ZM5 145L7 146V148L6 149H4L5 148ZM25 145V146H24ZM29 145H31L32 147H34V149L31 147H29ZM66 145V144H65ZM9 146V147H8ZM38 146V147H37ZM49 147V148H51V146H53L51 149L53 150V152L55 151V153H54V155H53V152H51L52 150L51 149H49L48 148V150H46L45 151V148L44 147ZM227 146H229L231 149H232V151H230V148H228ZM253 146V145H252ZM35 147H36V149H35ZM42 147L44 148V149H42ZM58 147V148H57ZM238 147V148H237ZM240 147H242V148H240ZM249 147V146H248ZM260 147V146H259ZM259 147H257L258 149H259ZM27 148H29V149H27ZM55 148V149H54ZM59 148H61L62 150V152L61 151H59ZM63 148H64V150H63ZM224 148H227V149H224ZM236 148V149H235ZM247 148V147H246ZM250 148H251V146H250ZM256 148V149H257ZM25 149H27V150H29L30 152H28L27 150V152L25 151ZM33 149V150H32ZM43 151H42V150ZM65 149H68V150H66L65 151ZM82 149V150H81ZM249 149V148H248ZM5 150H8V152H5ZM12 150H13V155H15V156H13L12 154H10V153H12ZM32 150V151H31ZM34 150H38L37 152L39 153H37L36 151H34ZM41 150V151H40ZM73 150V151H72ZM227 150H229V151H227ZM9 151H10V153H9ZM21 151V153H20V155L22 154V156H23V154L24 155H26V158H24L25 156H23V157H21L20 155H19V152ZM33 151H34V154L35 155H39V157H40V160L42 159V157L41 156H43V161H44V158H45V162L47 163V161H46V158H47V160L49 161V159L51 160L50 162H48V163H51V164H45L42 160H41V162H40V160H39V157H35V159H33L34 158V154H32L33 153ZM70 151V152H69ZM76 151V152H75ZM78 151V152H77ZM262 150H260L259 152H258V154H257V152H256V154L260 157V159H261V161L263 160V162H264V156H263V151L261 152ZM37 154H36V153ZM64 152V153H63ZM67 152H69L68 154H66ZM74 152V153H73ZM6 153H9L10 154V156L12 157H10L9 156V154H7L8 155V157L10 158V159H14V160H16L17 159V155H19L18 156V158L19 159H22L23 158V160H24V162H23V160H22V163H20L21 162V160L19 161L18 159V162L20 163V165H19V163L18 162H16V164H15V162H13L12 160H10L9 158H8V161H7V158H6ZM31 153V154H30ZM43 153V154H42ZM49 153H51V155L49 154ZM80 153V154H79ZM262 153V154H261ZM65 154H66V156H65ZM223 154H225V153H223ZM255 154V155H256ZM28 155L29 156H31L30 158H28ZM41 155V156H40ZM44 155H45V157H44ZM53 155V156H52ZM55 155L57 156V160L56 159H54V157H55ZM60 155V156H59ZM71 156V158H70V156ZM81 155V156H80ZM68 156V157H67ZM263 156V157H262ZM53 157V158H52ZM16 158V159H15ZM39 160H37V159ZM56 158V157H55ZM60 158V159H59ZM74 160H73V159ZM84 158H86V159H84ZM263 158V159H262ZM62 159V160H61ZM71 159V160H70ZM10 160V161H9ZM28 160V161H27ZM31 160V161H30ZM60 160V161H59ZM73 160V161H72ZM26 161V162H25ZM29 161H30V163H29ZM33 161V162H32ZM36 161V162H35ZM38 161V162H37ZM54 161L56 162V163H54ZM9 162V163H8ZM10 162H13V163H10ZM61 164H60V163ZM26 163H27V167H25L26 166ZM29 163V164H28ZM31 163H34V164H31ZM36 163H39L43 168L45 167V168H47L48 169V167H49V170H47L46 171V169H44V171H46V174H47V176L49 177V178H51L52 176H54L55 174V172H56V175H55V177H52V182L50 181V182H48V183H46L45 181H44V187L43 188H38L37 190H41L43 193H41V194H43L44 195V197H43V195L41 196V194H40V192L41 191H36L35 192V190L33 189V187H34V185L33 186H31V183L29 184V178L30 177H28L29 175H27V178L26 177H22L20 174H23L24 176L26 175L25 173L29 170V171H31V172H34L35 170H36V173L38 172V170H39V167H41L39 164L37 165ZM45 164V166H44V164ZM53 163H54V165H53ZM98 163V164H97ZM11 166H13L15 169H17L19 166V168H24L25 167V169H26V172H24L25 171V169L23 170V169H21L22 171H15V169L12 167H10V165ZM25 165V166H22V165ZM30 164H31V168L32 167H34V168H30ZM43 164V165H42ZM59 164V165H58ZM34 165V166H33ZM50 165V166H49ZM53 165V166H52ZM63 165V166H62ZM67 165V166H66ZM73 165V166H72ZM145 165H147V164H145ZM143 166V167H145V168H143V169H146L147 168V166ZM17 168H16V167ZM39 166V167H38ZM72 166V167H71ZM36 167H37V169H36ZM40 168V170L41 169H43V168ZM55 167L58 169V170H56L55 169ZM67 167V168H66ZM71 167V168H70ZM87 167V168H86ZM255 167H256V165H255ZM262 167H264V166H262ZM261 167V168H262ZM51 168V169H50ZM52 168H53V171H52ZM86 168V169H85ZM28 169V170H27ZM34 169V170H33ZM54 169H55V171H54ZM62 169V170H61ZM257 169H258V166H257ZM260 169V168H259ZM17 170H20V169H17ZM51 170V171H50ZM67 170V171H66ZM87 170V171H86ZM262 170V169H261ZM264 170V169H263ZM263 170H262V172H263ZM57 171H59V172H57ZM63 172V174H62V172ZM16 172V173H15ZM17 172H18V174H17ZM20 172H23V173H20ZM51 172H54V173H51ZM99 172H101V173H99ZM73 173V174H72ZM27 174H28V172H27ZM54 174V175H53ZM57 174L59 175V178H58V176H57ZM60 174H62V175H60ZM90 174V175H89ZM97 174V175H96ZM60 176H61V178H60ZM64 176V177H63ZM69 176V177H68ZM27 179V181H26V179ZM55 179V181H54V179ZM63 178V179H62ZM46 179V178H45ZM94 179H96V180H94ZM58 180V181H57ZM59 180H60V182H59ZM98 180H100V181H98ZM58 183H57V182ZM92 181V182H91ZM23 182H25V184H22V186L24 187V186H26V190H27V188H28V190H27V192H26V190H24L20 185H21V183H23ZM56 182V184H54ZM96 182V183H95ZM102 183V184H100V183ZM27 184V185H26ZM46 184H48V186L46 185ZM53 184H54V186H56V187H54L53 186ZM60 184V185H59ZM61 184H63V185H61ZM87 184V185H86ZM95 186H94V185ZM101 186H100V185ZM32 188V189H30V187ZM47 186V187H46ZM89 186V187H88ZM94 186V187H93ZM49 187V188H48ZM55 188V189H58V191H60V192H68L70 195H71V198L72 199H69V200H67V199H65V201H64V199H62L59 195H57V196H54V197H52V198H49L48 197V193L47 192H49V190L51 189V188ZM59 187V188H58ZM63 187V188H62ZM93 189H92V188ZM99 189H98V188ZM4 189V191H3V189ZM45 188H47L46 190H45ZM53 188V189H54ZM71 188V189H70ZM95 188H97V190H99V191H96V189ZM43 189H44V191H43ZM90 189H92V191L90 190ZM23 190L26 192V193H23ZM73 190V191H72ZM93 190H94V192H96V193H94L93 192ZM22 191V192H21ZM32 191V193L34 192V194H30V192ZM87 191V192H86ZM88 191H90V192H88ZM19 192H21V193H19ZM29 192V193H28ZM92 192V194H90ZM99 193V197L97 196V194ZM18 193H19V195L20 196H22V198H20V196L18 195ZM35 193H39L38 194V196H40V198L41 199H39L38 197H35L37 194H35ZM75 193V194H74ZM86 195H85V194ZM88 193L90 194L89 196H88ZM25 194L26 195H28V196H25ZM93 194H95V195H93ZM3 195H4V197H3ZM30 195H32V198L30 197ZM35 195V196H34ZM79 195V196H78ZM91 195H93V196H96V197H93L92 196V200H91ZM23 196L24 197H26V198H23ZM90 197V198H89ZM97 197H98V201L99 202H97L98 204H96V200H97ZM29 198H31V199H29ZM37 198L39 199V200H37ZM77 198V199H76ZM81 198V200H83V201H81V200H79ZM87 198H88V200H87ZM94 198H96V199H94ZM27 199H29V201H26ZM45 200V201H43V200ZM47 199V200H46ZM48 199H49V202H48ZM21 200H24V201H21ZM34 200V201H36V202H34V204H33V202L32 201ZM40 200H42V201H40ZM51 200V201H50ZM61 200V201H60ZM90 200V201H89ZM19 201H20V203H19ZM39 203H38V202ZM53 201V202H52ZM59 201V202H58ZM85 201V202H84ZM95 201V202H94ZM25 202V203H24ZM28 202V204H26ZM29 202H30V204H29ZM32 202V203H31ZM43 203L44 202V204L46 203V204H48L50 207H54L55 209L54 210H56V213H54V211L52 212V214H43L42 212H40V211H34V208H35V210H36V205H35V203H37V205L39 204V206L40 205H42V204H40V203ZM51 202H52V204H51ZM81 202H83V203H81ZM91 202H92V205H91ZM112 202V201H111ZM77 203V204H76ZM88 203H90V205L92 206H90ZM93 203H95L96 205H98V208H97V206L95 205V207H93ZM102 203V205H100ZM20 204L22 205V206H24V205H26V207H28L27 205H30L29 207L31 208L33 205V207H32V214H30L31 212H30V210L28 211V209H30V208H26L25 206H24V208L25 209H23L24 210V213H23V211H22V209L21 208H23V207H19L20 206ZM80 204V206L78 207V205ZM81 204H82V206L84 205L85 206V204H86V206H85V208L84 207H82L81 206ZM32 205V206H31ZM53 205V206H52ZM89 205V206H88ZM101 207H100V206ZM4 208H3V207ZM61 206V207H60ZM75 206H77V207H75ZM87 207H88V209H87ZM92 209H91V208ZM60 208V209H59ZM73 208V209H72ZM77 210H76V209ZM80 208H82V209H80ZM83 208H84V210H83ZM96 208V209H95ZM100 208V209H99ZM2 209V210H1ZM27 209V210H26ZM38 209V208H37ZM71 209L73 210V211H71ZM93 209L95 210V213H97V215L95 216V213H94V211H93ZM97 209L99 210V211H97ZM102 209V210H101ZM26 210V211H25ZM59 210H61V211H59ZM65 210V211H64ZM78 210H81V211H78ZM86 210V211H85ZM88 210H89V212L90 213H88ZM63 211V212H62ZM83 211H85V212H83ZM101 211V212H100ZM3 212V213H2ZM30 212V213H29ZM37 212V213H36ZM94 214H93V213ZM98 212L100 213V214H98ZM27 213V214H26ZM33 213L35 214L34 216H31V215H33ZM40 214V216H41V213H42V220L40 219V217H37V216H39V215H37V214ZM61 213V214H60ZM65 214V216L63 217V215ZM68 213V214H67ZM71 213V214H70ZM74 215H73V214ZM80 213H81V216H80ZM117 213H120V211H118ZM24 214H26L25 215V217H24ZM53 214H55V215H53ZM63 214V215H62ZM75 214L76 215H78V216H75ZM88 216H87V215ZM91 214V215H90ZM37 215V216H36ZM46 215H48V216H46ZM83 215V216H82ZM102 215V216H101ZM217 215V214H216ZM235 215H238L237 213H235ZM234 215V217H233V222H230V224L229 223H222V221H218V219H219V215L218 216H215V219L217 218V220H214L215 222V224L214 225H216L215 226V228L216 229H214V233H212V235H211V238H212V240H214V242L213 243H215V247L218 249V252L220 253V255H221V257H227L226 259H228L229 258V255L231 254V259H235V257L236 256H234V252L233 251H231V248H229L228 246H229V244H230V241L227 239V238H225L223 235H224V232H221L222 230H225L226 228L227 229H229V228H231L232 226H233V224L236 222L237 224L238 223H240L241 221H242V219L241 220H239V217L238 216H235ZM23 216V217H22ZM27 216V217H26ZM29 216H30V218L31 219H29ZM56 216H58V218H59V216H61L60 218L62 219H58ZM67 216V217H66ZM19 217H21V220H18V218ZM33 217H35L36 219H34ZM54 217V218H53ZM75 217V218H74ZM77 217H84V218H82L83 220L86 218L87 220H88V217H89V219H90V221H86L85 222V226L84 227H86V225H87V227H86V231H87V229H88V231L90 232V228L91 227H93V226H95V228L93 227L92 229H95V231L93 232L92 230H91V232L90 233H88L87 232V236H86V231H85V229L83 228L82 230H81V227H83V226H81V227H79V226H77V227H79V229L76 227L75 228V226L77 225L76 224V221H75V219L77 218ZM97 217V218H96ZM100 219H99V218ZM37 218H38V220L40 221H38L37 220ZM53 218V219H52ZM65 218V219H64ZM74 218V219H73ZM92 218H94L95 220H93L94 222L95 221H99V222H101V223H97V222H95V224L93 223V226H91V224H92ZM126 218V217H125ZM241 218V217H240ZM16 219H17V221H16ZM20 219V218H19ZM49 219V220H48ZM67 219V220H66ZM78 219V218H77ZM139 220H141L140 218H138ZM234 219H235V221H234ZM236 219H238V220H236ZM29 220H30V222L32 223V220H33V225L29 222ZM36 220V221H35ZM54 220V221H53ZM56 220V221H55ZM69 220V221H68ZM47 221V222H46ZM61 221H63V223H64V225H63V223L61 222ZM72 221V222H71ZM73 221H75V225L73 224L74 222ZM129 221L132 223V221L133 222H135V225H134V223H132V226H130V224H129ZM240 221V222H239ZM18 222V223H17ZM27 222H29L30 223V225H32V226H30L29 225V223L28 224H26ZM43 223V225L44 224H46L47 225V228H45V226L46 225H42V223ZM52 222V223H51ZM61 222V223H60ZM65 222H66V224H65ZM87 222L88 223H91V224H87ZM112 222H113V226L115 227V225H117V223L119 224L120 223V225H122V226H118L117 228H116V230H115V228L113 227V229H112ZM126 222V223H125ZM137 222H139V223H137ZM220 222L222 223V225H219L220 224ZM37 223H40V224H37ZM51 223V224H50ZM56 223H58V224H56ZM68 223V224H67ZM110 224L111 223V225L109 226L108 224ZM217 223H219V224H217ZM235 223V224H236ZM24 224H25V226H24ZM103 224H104V227H103ZM106 224V225H105ZM115 224V225H114ZM129 226H128V225ZM137 224V225H136ZM140 224V225H139ZM235 224H234V227H235ZM26 225H28V227H31V230H29L30 228H28V227H26ZM34 225H38V227L37 226H34ZM50 225H52V226H50ZM55 225H57L58 226V228H56L57 226H55ZM74 225V226H73ZM89 225H90V227H89ZM97 225H99L98 226V228H96L97 227ZM124 225V226H123ZM127 225V226H126ZM142 225V227L140 228L139 226H141ZM40 226V227H39ZM41 226H43V229H42V227ZM55 228H54V227ZM61 226V227H60ZM63 226H65L63 229H62V227ZM68 226H70L71 228H72V230L75 228L76 230H75V232H80V233H84L82 236H83V239L85 238V236H86V238L83 240L82 238H80V242H78V240L76 239V238H74V240H73V237H68L67 235H66V233H68V231H71V228L69 229L68 228ZM108 226H109V228H108ZM134 226V227H133ZM139 228H138V227ZM218 226H220V227H218ZM226 226V227H225ZM230 226V227H229ZM24 227V228H23ZM26 227V228H25ZM107 227V228H106ZM120 227L121 228H123L124 230H120ZM147 227V228H146ZM148 227H149V229H148ZM23 228V229H22ZM28 228V229H27ZM33 228H36L35 230L33 229ZM38 228H40V229H38ZM45 228V229H44ZM50 228V229H49ZM60 228H61V230H62V233H63V230L64 229H66L67 230V232L65 231L63 234L66 236H64L63 234H60V232L61 231H59L60 230ZM106 228V229H105ZM113 230H111V229ZM220 228V229H219ZM24 229H26V230H24ZM51 229H52V231H51ZM53 229H55V230H53ZM59 229V230H58ZM96 229L98 230V231H96ZM99 229H100V231H99ZM117 229H119V230H117ZM131 229V230H130ZM133 229V230H132ZM140 229V230H139ZM142 229V230H141ZM41 230V231H40ZM44 230H46L45 231V234H44ZM126 230V231H125ZM129 230V231H128ZM134 230H135V232H134ZM138 230V231H137ZM144 230L146 231V232H144ZM218 230V231H217ZM29 232V234H28V232ZM32 231V232H31ZM36 231H37V233H36ZM39 231V232H38ZM57 231V232H56ZM85 231V232H84ZM107 231V232H106ZM130 232L129 233V236H128V233H126V232ZM139 231H141V233L140 234H137V233H139ZM24 232H25V234H24ZM27 232V233H26ZM43 232V233H42ZM51 232H52V234H51ZM59 232V233H58ZM77 232V233H78ZM97 232V234L95 235V233ZM98 232H99V236H101L100 238H102L101 240L102 241H97L96 240V238L97 237H99V236H97L98 235ZM103 232H105V233H103ZM113 232H114V234H113ZM142 232H143V234H142ZM148 232V234H146ZM35 233V234H34ZM42 233V234H41ZM49 235H48V234ZM59 235H57V234ZM79 233V234H80ZM94 233V234H93ZM115 233H118V234H115ZM132 233V234H131ZM20 234H21V236L22 235H24V237H25V239L27 238V237H29V238H27V240H25L24 238H23V236L21 237L22 239V242H21V240L19 239L20 238ZM27 234V235H26ZM32 234V235H31ZM45 235L44 237L46 238L47 236H50L51 238L53 237V240L54 239H58L55 243H53L52 242V240H51V238H49V237H47V239H44V237H42V235ZM57 235L58 237H61V238H63L61 241L63 242L62 244H61V241L59 240V238L57 237V238H55L56 236L55 235ZM135 234V235H134ZM142 234V235H141ZM223 234V235H222ZM18 235V236H17ZM26 235V236H25ZM47 235V236H46ZM64 237H63V236ZM106 235V236H105ZM112 235H114V236H112ZM119 236V237H117L118 239H117V241L115 240L114 241V238H116V236ZM134 236V237H132V236ZM143 236V235H145L143 238H141L140 236ZM148 235V236H147ZM40 236V237H39ZM55 236V237H54ZM89 236H90V238L91 239H89L91 242H92V244H91V242L88 240V238H89ZM95 236V239H92V237H94ZM105 236V237H104ZM136 236V237H135ZM151 236V237H150ZM223 236V237H222ZM18 237V238H17ZM31 237H33V238H31ZM67 237H68V239H67ZM114 237V238H113ZM130 239H129V238ZM146 237L148 238V239H146ZM220 237H222L223 239H224V242H218L219 241V239H220V241H223ZM60 238V239H61ZM110 238H111V243H110ZM128 238V239H127ZM132 238H134V240L132 239ZM136 238H138L139 240H140V238H141V242L139 241V240H137V241H135L136 240ZM29 239V240H28ZM35 239H36V241H35ZM39 239V240H38ZM43 240V243H42V240ZM81 239H82V241H83V243L81 244ZM105 239H106V241H105ZM113 239V240H112ZM143 239V240H142ZM19 240V241H18ZM40 240H41V242H40ZM49 240H50V242L51 243H53V244H51L50 242H49ZM70 240H71V242H70ZM105 242H104V241ZM107 240H108V242H107ZM131 240H133L132 242H131ZM39 241V242H38ZM48 241V242H47ZM59 241V242H58ZM65 241V242H64ZM69 241V242H68ZM73 241H75L76 243L78 242L79 244H76L75 242H73ZM139 241V243L137 244V242ZM225 241L228 243V246L226 245L225 246ZM28 242H29V244H28ZM36 242V243H35ZM45 242H47V244L45 243ZM85 242H86V245H88V243H89V246H87V248H86V245L84 246V244H85ZM97 242V243H96ZM99 242V243H98ZM101 242H104V243H101ZM113 242V243H112ZM136 242V244H134ZM143 242H145V243H143ZM20 245H19V244ZM33 243V244H32ZM40 243V244H39ZM48 243H50V245L48 244ZM65 243V245H63ZM70 243H71V245H70ZM72 243H74V244H72ZM102 245H101V244ZM106 243H107V247H104L105 245H106ZM110 243V246L112 247H108V244ZM147 243V244H146ZM24 244V245H23ZM42 244H44V245H42ZM75 244H76V246H77V249H80V250H77L75 247ZM94 244H100V245H98V246H96V245H94ZM103 244H105V245H103ZM140 244H144V246H142L141 248H140ZM30 245V246H29ZM35 245V246H34ZM38 245V246H37ZM61 245H62V248H61ZM70 245V246H69ZM78 245H79V247H78ZM92 245H93V248H92ZM115 245H116V247H115ZM133 245V246H132ZM140 248H138L139 250H140V252H138V250H137V246ZM43 246V247H42ZM48 246V247H47ZM64 246H69V248L67 249V247L65 248ZM71 246H73V247H71ZM82 246H84L83 248H82ZM94 246H96V248H94ZM100 246H103L104 248L103 249H101V250H99V248H102V247H100ZM114 246V247H113ZM134 246H136V247H134ZM225 246V247H224ZM35 247V248H34ZM39 247H40V249H39ZM44 247H45V249H47V250H45L44 249ZM47 247V248H46ZM130 247H131V253H130ZM134 247V248H133ZM144 247V248H143ZM149 247L150 249L148 250L147 248ZM226 247H228L229 248V251L230 252H232V253H228L229 251H228V248L226 249ZM230 247H231V245H230ZM34 248V249H33ZM41 248H42V250H41ZM64 248V249H63ZM97 248H98V250H97ZM107 248H109V250L107 249ZM119 248V249H118ZM155 248V249H154ZM224 248H225V251H224ZM44 249V250H43ZM59 249L61 250V249H63V251H64V259H63V255H62V253L61 252H63L62 250L59 252ZM65 249L68 251V254H66L65 255V253H67V251L65 252ZM72 249H74V250H72ZM89 249H92V250H90L89 251ZM94 249L96 250V251H94ZM107 251H105V250ZM110 249H112L111 251H110ZM115 249V250H114ZM157 249V250H156ZM245 250L243 251V252H247V249H249L248 247H246V248H244ZM252 249V248H251ZM251 249L250 250H248V253H252V251H251ZM264 249V247L262 248V250ZM37 250V251H36ZM84 250H85V252H84ZM142 250V251H141ZM145 250V251H144ZM226 250H227V252H226ZM243 250V249H242ZM242 250H241V252H242ZM48 251H50V254L48 253ZM74 251V252H73ZM93 251V252H92ZM104 251V252H103ZM152 251H154V252H152ZM29 252V253H28ZM44 253V254H42V253ZM47 252V253H46ZM70 252V253H69ZM73 252V253H72ZM82 252H84V253H82ZM92 253V255L91 256H89V254L90 253ZM94 252H96V253H94ZM134 252H136V253H134ZM144 252V253H143ZM147 252V253H146ZM151 252V253H150ZM262 252V251H261ZM263 252H264V250H263ZM23 253H25V254H23ZM39 253V254H38ZM61 253V254H60ZM139 253V254H138ZM142 253H143V255H142ZM162 253V254H161ZM222 253V254H221ZM27 254V255H26ZM36 254V255H35ZM45 254H49V256H45ZM88 254V255H87ZM129 254H131V255H129ZM145 254V255H144ZM225 254V255H224ZM228 256H227V255ZM236 254V253H235ZM262 254H264V253H262ZM4 255V256H3ZM8 255V256H7ZM60 255H62V256H60ZM87 255V256H86ZM93 255H94V257H93ZM101 255V256H100ZM103 255H104V257H103ZM107 256V258H108V260H107V258H105L106 256ZM132 255H134V256H132ZM150 255H152V257L150 256ZM162 255V256H161ZM223 255V256H222ZM38 256V257H37ZM69 256V258H67ZM137 256V257H136ZM153 256H154V258H153ZM7 257H8V259H7ZM40 257H42V258H40ZM46 257V258H45ZM49 257V258H48ZM80 257V258H79ZM81 257H83L82 258V260H80L81 259ZM132 257H134L133 259H132ZM141 258L140 260H138V258ZM150 257V258H149ZM157 257V258H156ZM6 258V259H5ZM49 260H48V259ZM60 258H61V260H60ZM136 258V259H135ZM151 260V261H149V259ZM157 259V261L156 260H154V259ZM261 259H257V262H254L255 264H258V263H261L260 261L264 258V256H263V258L262 257H260ZM32 259V260H31ZM42 259H43V261H42ZM45 259V260H44ZM47 259V260H46ZM62 259L64 260V261H62ZM72 259H73V262H72ZM105 259V260H104ZM112 259V260H111ZM160 261H159V260ZM230 259V260H231ZM7 260V261H6ZM114 260H116V261H114ZM137 260V261H136ZM153 260V261H152ZM230 260L228 261L230 264H232L233 262V260H231V262H230ZM260 260V261H259ZM10 261V262H9ZM31 261V262H30ZM34 261V262H33ZM111 263H110V262ZM114 261V262H113ZM123 261V262H122ZM139 261V262H138ZM42 262V263H41ZM51 262V263H50ZM109 262V263H108ZM113 262V263H112ZM116 262V263H115ZM118 262V263H117ZM147 262V264H149ZM163 262V263H162ZM67 263H65V264H67ZM70 263V262H69ZM68 263V264H69ZM254 263H252V264H254ZM166 264V263H165ZM217 264H222V263H217ZM224 264V263H223ZM225 264H227V263H225Z\"/></svg>",
    "mask_w": 264,
    "mask_h": 264
}]
</instances>
